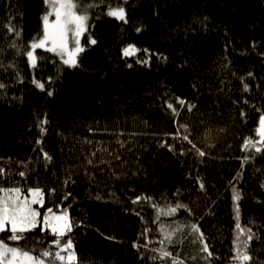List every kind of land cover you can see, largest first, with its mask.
I'll list each match as a JSON object with an SVG mask.
<instances>
[{"label": "trees", "instance_id": "trees-1", "mask_svg": "<svg viewBox=\"0 0 264 264\" xmlns=\"http://www.w3.org/2000/svg\"><path fill=\"white\" fill-rule=\"evenodd\" d=\"M74 3L88 17L82 40L96 43L83 44L78 67L48 45L35 50L33 67L26 53L43 38L45 2L0 0V189L38 187L41 210L66 209L72 230L63 239L78 264H232L235 188L241 227L254 233L249 264H264V152L243 147L259 139L264 115V0ZM109 6L124 7L128 22L107 16ZM129 44L141 51L124 57ZM137 197L151 200L133 204ZM177 203L191 213L158 216ZM191 223L212 252L207 260ZM8 235L0 239L33 255L58 250L50 229L18 242ZM158 248L171 257L152 259Z\"/></svg>", "mask_w": 264, "mask_h": 264}, {"label": "snow or ice", "instance_id": "snow-or-ice-1", "mask_svg": "<svg viewBox=\"0 0 264 264\" xmlns=\"http://www.w3.org/2000/svg\"><path fill=\"white\" fill-rule=\"evenodd\" d=\"M46 8L45 15L42 17L43 22V33L42 39L38 38V42H33L31 44V50L27 51V57L31 62L32 66L35 67L37 64V57L34 52L38 48H46L50 43L51 47H47L46 50L49 52L57 53L63 64L69 67H78V56L85 49L81 47L79 37L80 35L87 31V20L86 15H78L77 7L78 5L74 3V0H44ZM94 6V5H91ZM90 6V7H91ZM107 16L115 18L123 23H127V12L122 6L111 7L109 6L106 13ZM50 21V17H53ZM12 29H9L11 31ZM140 32L142 29L137 27L135 29ZM72 33L74 37V45L72 48L68 47V34ZM19 34L18 32L16 33ZM90 44H95L96 40L91 39ZM15 47V45H13ZM140 49H138L134 44H129L123 49L124 57L135 56ZM147 52V49L144 50ZM140 63L147 64L148 60L139 61ZM132 67L131 64L127 65ZM249 76L252 74L249 73ZM37 86L43 89L45 86L43 83L34 81ZM5 85L0 84V89H3ZM245 90L248 86L244 85ZM52 95L51 92L48 93ZM178 103L182 107H187L189 111L195 107V105L187 104L184 100H178ZM168 109L172 111L175 115L177 114V109L173 104H167ZM46 123V121H45ZM186 127V126H183ZM43 131V130H42ZM256 133L259 137L258 140H252L251 138L246 139L244 142V149L249 151H254L256 153L264 152V115L259 118V127L256 129ZM183 140H187L189 143L191 141L188 139L187 135L182 137ZM39 143V141H38ZM165 146V145H162ZM170 150L174 151V147L171 145H166ZM193 148L195 146L193 145ZM199 156H204L205 153L196 150ZM46 160H50L47 153H44ZM247 159V157L245 158ZM91 163V161H89ZM4 174V169L0 168V176ZM19 175L23 177L24 172H20ZM200 188L203 189V183H200ZM28 191L32 194L31 200L28 197H23L21 199V189L19 187L11 189H0V192L5 193V195L0 196V233L7 232L8 241L18 242L26 239L25 234L40 227L42 230L51 229L54 234V239L52 244L56 246V251L51 249H46L39 255H33L32 250H25L19 246H10L5 240L0 239V264H46L44 258L51 257L50 264H78V258L75 254L74 244L71 238L63 239L67 233L71 232L72 224L69 220L67 210L65 209L63 213L59 216L45 215L42 219L40 213L32 208V204H43V190L40 188H31ZM54 191V190H53ZM67 199V196L65 197ZM141 199L151 200L150 197H137L136 200L132 201L133 204L139 203ZM232 199L235 205L236 213V237L233 241L234 244V255L232 257L233 264H249L252 261V256L248 253L249 242L253 239L254 233L250 228H242L239 222V200L241 199L240 192L233 188ZM153 208L158 206L153 203ZM184 208L191 213V210L187 208V205L180 203L175 204V206H169L167 209H159L158 216H174L178 210ZM48 213H52V209L49 208ZM191 233L200 241L202 248L201 251L206 253L205 259H209L212 256L208 244L204 238L203 232L200 230L198 224L191 223L188 225ZM179 230H182L180 228ZM160 231L164 234L165 239L172 242V233L165 231L164 227L160 228ZM161 244L164 243L163 240L160 241ZM139 248L140 245H134ZM147 248V244L144 245ZM154 252H158L159 256H153L152 259L164 260L171 257V253L166 251L164 248L153 249ZM171 264H182V262L177 261L175 258L171 259Z\"/></svg>", "mask_w": 264, "mask_h": 264}, {"label": "rangeland", "instance_id": "rangeland-1", "mask_svg": "<svg viewBox=\"0 0 264 264\" xmlns=\"http://www.w3.org/2000/svg\"><path fill=\"white\" fill-rule=\"evenodd\" d=\"M52 19H54V16H53V17H50V21H51ZM82 34H83V33H82ZM82 34H81L80 37H79L80 43H81V40H82ZM73 45H74V37H73L72 33H69V34H68V47L72 48ZM80 45H81V44H80ZM48 46H51V44L49 43ZM81 47H82V45H81ZM9 189H11V188H9ZM3 195H5V193L2 192V193H1V196H3ZM20 195H21V199H23V197H28L27 195H23V194H20ZM31 198H32V194L28 197V199L31 200ZM39 205H40V204H32L31 206H32V208H34L35 210H37V211L40 213V215H41V209L39 208ZM52 214H55V215L59 216V215H61L62 213L44 214V215H42L41 219H42L45 215H52ZM10 246H11V245H10ZM46 264H50V263L46 262Z\"/></svg>", "mask_w": 264, "mask_h": 264}, {"label": "bare ground", "instance_id": "bare-ground-1", "mask_svg": "<svg viewBox=\"0 0 264 264\" xmlns=\"http://www.w3.org/2000/svg\"><path fill=\"white\" fill-rule=\"evenodd\" d=\"M89 41H90V39H88V41H85V40L83 39V40L81 41L80 44L83 46V44H86V42H89ZM138 60L140 61L141 59L138 58ZM89 128H91V126H90ZM1 193H2V192H0V196H1ZM30 195H31V193L28 192V193H27V196L29 197ZM158 206H159V205H158ZM52 213H63V211H61V212H52ZM44 214H49V213H48L47 210H41V215H40V216L42 217V215H44ZM68 217H69V216H68ZM69 220H70V217H69ZM163 225H164V224H161V225H160V228H161V227L167 228V227H166V224H165V226H163ZM168 228H169V226H168ZM50 230H51V229H50ZM10 245H11V244H10ZM11 246H13V245H11ZM190 246H191V245H190ZM232 264H233V262H232Z\"/></svg>", "mask_w": 264, "mask_h": 264}]
</instances>
